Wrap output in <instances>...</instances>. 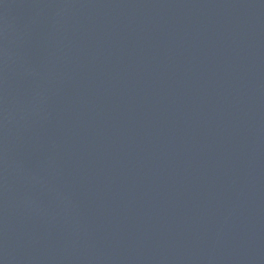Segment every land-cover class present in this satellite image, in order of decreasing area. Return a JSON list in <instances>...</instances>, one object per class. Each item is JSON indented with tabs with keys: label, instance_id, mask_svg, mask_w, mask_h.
<instances>
[{
	"label": "water",
	"instance_id": "95a60500",
	"mask_svg": "<svg viewBox=\"0 0 264 264\" xmlns=\"http://www.w3.org/2000/svg\"><path fill=\"white\" fill-rule=\"evenodd\" d=\"M0 264H264V0H0Z\"/></svg>",
	"mask_w": 264,
	"mask_h": 264
}]
</instances>
